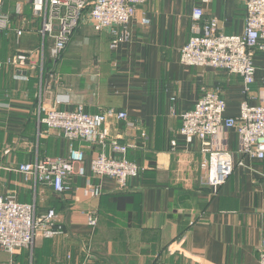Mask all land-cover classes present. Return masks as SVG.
<instances>
[{
  "label": "crops",
  "instance_id": "crops-1",
  "mask_svg": "<svg viewBox=\"0 0 264 264\" xmlns=\"http://www.w3.org/2000/svg\"><path fill=\"white\" fill-rule=\"evenodd\" d=\"M198 5L204 13L196 22ZM2 11L10 16V27L0 31V59L34 55L24 67L5 66L0 76V195L20 202L36 199L39 211L54 208L65 227L63 235L37 239L35 263L259 264L264 158L243 155L237 130H225L234 161L243 164L216 190L203 180L207 152L202 141L188 142L180 133L182 114L195 107L204 89L220 87L225 114L233 117L242 101L256 105L264 96V51L255 53V81L247 94L241 75L180 60L196 23L217 18L225 34H242L243 0H146L130 22V40L115 49L109 32L95 31L86 15L57 59L49 39L42 57V17L31 0H3ZM144 16L149 25L142 23ZM41 87L45 101H58L64 110L80 104L93 115L110 108L128 113L134 127L116 117L104 125L109 137L128 145L127 157L140 166L126 188L91 171L93 157L111 154L99 138L76 141L86 156L85 172L77 166L71 190L35 188L24 180L20 164L66 157L70 148L61 130L39 124ZM88 181L99 187L98 196L87 191ZM82 210L98 211L96 228L89 227ZM22 250L16 252V264L29 262ZM0 264H5L2 258Z\"/></svg>",
  "mask_w": 264,
  "mask_h": 264
},
{
  "label": "built area",
  "instance_id": "built-area-1",
  "mask_svg": "<svg viewBox=\"0 0 264 264\" xmlns=\"http://www.w3.org/2000/svg\"><path fill=\"white\" fill-rule=\"evenodd\" d=\"M146 0H31L35 14L42 17L40 33L42 36V57L47 39L52 41L50 54L60 57L68 46L82 21L87 19L95 31L107 30L111 35L110 47L115 49L121 42L131 38L130 22L135 17L139 5ZM206 1V0H202ZM246 8V24L242 34H225L220 30L217 18L205 20L203 25L195 24L193 34L181 49L180 60L188 66H211L239 74L244 80V93H249L255 81L256 51H264V0H243ZM0 0V31L10 27V16L2 11ZM90 7L89 10L87 8ZM87 10V12H86ZM203 8L195 6L193 18L199 22ZM142 23L149 25L151 20L142 17ZM33 52L17 53L5 61L0 59V76L5 66L16 68L26 66ZM55 78V77H54ZM41 87L38 97L39 124L59 129L68 139V155L37 158L33 162L22 163L18 171L26 182L50 186L56 192L71 190L70 176L85 172L86 156L84 150L76 146V141L95 140L106 147L90 162L91 171L99 177L114 178L118 187L124 189L128 180L140 174V166L127 157L128 145L117 138L109 137L104 125L111 117L128 121V113L113 108L100 114H89L83 105L72 110L61 109L58 101L46 102ZM227 103L221 96L220 87L204 89L195 107L182 114L180 133L188 142L199 139L207 157L201 162L205 172L203 180L212 188L219 189L232 175L237 164L229 150L223 133L235 128L239 137V151L250 157L264 158V96L259 104L252 105L244 100L238 116L225 114ZM134 122L128 125L134 127ZM145 135V134H144ZM223 139V140H221ZM87 191L95 196L99 187L92 181L87 183ZM91 228L99 224L96 210H82ZM65 233V227L54 208L39 211L37 201L20 202L14 196L0 195V249L14 254L21 249L29 250L31 255L40 237L52 238ZM259 264H264V240L262 242Z\"/></svg>",
  "mask_w": 264,
  "mask_h": 264
},
{
  "label": "rangeland",
  "instance_id": "rangeland-1",
  "mask_svg": "<svg viewBox=\"0 0 264 264\" xmlns=\"http://www.w3.org/2000/svg\"><path fill=\"white\" fill-rule=\"evenodd\" d=\"M37 245V244H36ZM36 245H35V249H36ZM35 249L33 251V254L31 255L30 251L29 250H26V249H21L24 254H27L28 255V264L33 260V264H39V262L35 263ZM90 249V245L88 247V250ZM0 258H2V261L3 263L5 264H16V253L14 254H11V253H8V252H5V251H0ZM40 259V258H39ZM31 264V263H30Z\"/></svg>",
  "mask_w": 264,
  "mask_h": 264
},
{
  "label": "trees",
  "instance_id": "trees-1",
  "mask_svg": "<svg viewBox=\"0 0 264 264\" xmlns=\"http://www.w3.org/2000/svg\"><path fill=\"white\" fill-rule=\"evenodd\" d=\"M89 9H90V7L87 8V10H89ZM87 10H86V12H87Z\"/></svg>",
  "mask_w": 264,
  "mask_h": 264
}]
</instances>
